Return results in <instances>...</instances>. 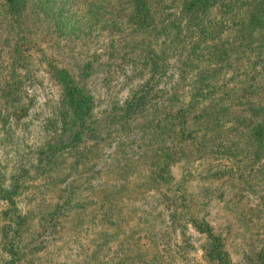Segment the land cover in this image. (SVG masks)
I'll list each match as a JSON object with an SVG mask.
<instances>
[{"label":"rangeland","instance_id":"rangeland-1","mask_svg":"<svg viewBox=\"0 0 264 264\" xmlns=\"http://www.w3.org/2000/svg\"><path fill=\"white\" fill-rule=\"evenodd\" d=\"M23 27L19 36L0 12V91L3 77L13 66L23 76L20 105L29 104L27 112L9 117L11 125L5 105L19 104L0 107V187L11 188L12 178L19 179L13 200L0 197V264H183L180 260L185 256L200 260L205 236L193 228L189 218H204L222 233L231 264H254L255 254L264 252V172L259 169V161L253 163V153L243 140L235 151V162L208 145L201 152L196 148L185 150L186 154L171 165L173 183L178 182L172 189L179 188L189 207L176 223L171 222V212L162 204L159 188L150 182L146 170L150 159L161 157L169 144L158 150V140L141 138L135 132L126 137L125 143L136 140L135 158L126 179L115 154L117 151L123 157L120 141L108 147L101 143L67 149L36 168L35 158L27 151L41 144L40 120L49 112L45 99L56 105L60 94L49 77V64L70 67L67 58L71 56L86 61L98 55L103 61L110 31H94L76 39L58 33L47 21L27 22ZM116 28L121 29V39L124 34L130 37L127 23L118 22ZM111 36L118 39V32ZM234 37V31L224 27L221 36L216 35L211 42L225 47L224 62L207 60L206 55L201 64L215 70V100L220 105L227 103L241 85L243 66L236 52L228 49L229 44L234 45ZM112 64V76L107 81L99 76L94 83L92 78L100 93L98 109H103L112 97L121 101L126 93L124 83L129 69L116 61ZM173 71L171 66L168 79ZM190 85L187 80L174 85L173 90L186 97ZM205 97L208 100V94ZM25 122H29L26 127ZM15 134L25 137L22 150L27 157L14 155ZM227 135L226 139H233V134ZM263 159L264 150L260 163ZM101 163L104 166L98 173ZM232 173L234 176L229 178ZM18 214L23 220L19 230ZM178 240H184L182 257L181 250L175 248ZM7 244H12L14 253L19 252L18 262L8 263L11 258L2 248ZM168 258L171 261L167 262Z\"/></svg>","mask_w":264,"mask_h":264},{"label":"trees","instance_id":"trees-1","mask_svg":"<svg viewBox=\"0 0 264 264\" xmlns=\"http://www.w3.org/2000/svg\"><path fill=\"white\" fill-rule=\"evenodd\" d=\"M0 12L19 36L27 22L47 21L58 33L76 39L94 31H110L103 61H99L98 55L86 61L71 56L67 58L72 63L70 67L49 64V77L59 87L60 94L56 105L45 99L49 112L40 120L41 144L27 151L35 158L36 168L50 163V159L67 149L101 143L108 147L120 141L123 157L117 151L115 154L126 179L136 145V140L125 143L126 137L135 132L141 138L158 140V150L169 144L164 146L161 157L150 159L146 170L150 182L159 188L162 204L171 212L172 223L178 222L189 209L187 197L178 192L179 188L172 189L178 182L173 183L171 165L186 154L185 150L196 148L201 152L210 145L235 162V151L243 140L253 153V163L259 161V169L264 172V159L260 163L264 150V0H0ZM118 22L130 25V37L124 34L121 39V29L116 28ZM224 27L235 33V43L229 44L228 49L236 52L243 71L240 87L227 103L220 105L215 100V70L201 64L206 55L207 60L224 62L225 47L211 43L216 35L221 36ZM116 31L118 39L111 36ZM114 61L129 69L124 83L126 93L121 101L112 97L103 109H98L100 93L92 78L94 83L99 76L107 81L112 76ZM171 66L175 71L168 79ZM21 77L13 66L9 75L3 77L0 107L5 103L19 104L18 107L5 105L8 121L9 117L27 112L29 107V104L20 105ZM187 80L191 82L190 90L182 97L173 87ZM28 124L25 122L24 127ZM228 133L233 134V139H226ZM15 135L14 155L27 157L22 150L25 137ZM125 160L128 162L123 163ZM103 166L101 163L96 172L100 173ZM232 176L234 173L229 178ZM18 181V176H14L11 188L0 187V197L13 200L18 193ZM20 219L18 214V230L23 221ZM187 220L205 236V242L201 245L200 260L185 256L180 261L231 264L222 233L215 231L204 218ZM18 234L15 233L17 237ZM182 242L178 240L175 246L181 250V257L185 250ZM2 248L11 258L8 263L21 259L19 252L14 253L12 244ZM254 264H264L263 251L255 254Z\"/></svg>","mask_w":264,"mask_h":264}]
</instances>
